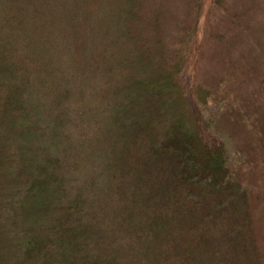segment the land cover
Returning <instances> with one entry per match:
<instances>
[{
    "label": "trees",
    "instance_id": "16d2710c",
    "mask_svg": "<svg viewBox=\"0 0 264 264\" xmlns=\"http://www.w3.org/2000/svg\"><path fill=\"white\" fill-rule=\"evenodd\" d=\"M134 1L120 18H98L87 32L75 23L84 11L73 6L68 31L79 28L84 37L80 63L65 77L47 69L44 48H31L43 43L30 35L40 32L37 20L58 17L55 0H0V264H264L254 214L264 210V187L243 186L224 143L202 132L199 104L206 99L200 90L192 98L184 83L182 42L139 48L159 18L151 15L152 0ZM113 4L104 6L115 11ZM87 42L103 48L95 69ZM78 82L93 84L91 95L102 92L91 124L106 126L107 168H115L108 179L118 172L125 190L123 205L98 222L91 207L84 213L78 201L63 204L58 181L62 160L73 155L60 108ZM45 84L58 103L49 113L40 108ZM225 109L235 110L229 103ZM261 148H250L257 162L241 172L264 163V142Z\"/></svg>",
    "mask_w": 264,
    "mask_h": 264
},
{
    "label": "rangeland",
    "instance_id": "374dc122",
    "mask_svg": "<svg viewBox=\"0 0 264 264\" xmlns=\"http://www.w3.org/2000/svg\"><path fill=\"white\" fill-rule=\"evenodd\" d=\"M128 1L55 0L53 11L58 17L51 19L46 15L45 19L37 20L35 24L41 26L37 29L40 32L30 35L43 43L33 42L31 48L40 51L44 48L42 61L46 63L47 69H55L56 74L62 73V76L68 77L70 71L74 67L77 69L80 63L77 48L83 41L81 37H84L79 28L68 31L72 28L69 22L76 13L70 16L73 6L84 11L77 12L79 16L75 23L84 22L87 32L93 23L98 25V18L105 20L114 14L120 18L122 14L119 12ZM105 3H114L111 7L116 10L106 9ZM151 6V15L157 13L159 18V28L155 33L151 31L148 43L143 47L138 44L139 48H156L158 41H162L166 48H181L179 45L182 42V48L186 49L184 74L187 78L184 83L190 88L192 98H197L200 90L206 99L204 104H199L202 132L208 139L214 137L224 143L230 162L233 163L232 169L240 176L243 186L254 184L255 187H264V163L258 164L252 174L245 172L247 166L244 165L247 161L257 162L250 148L254 145L260 149L264 142V111H260L264 109V0H201L200 5L191 0H152ZM112 23L120 24L116 20ZM35 27H32L33 30ZM191 29L194 32L189 39L187 37ZM136 30L140 35L137 28L133 29V33ZM135 41H130V49L138 48ZM92 45L87 42L85 47L90 48ZM90 49L95 58H91L93 65H89V70L97 68L95 60L100 61L99 53L103 51V48L95 45ZM80 84L77 83L66 99L67 106L62 105L60 108L62 116L67 117L61 124L62 132L69 139H64V145L73 146V155L62 160L58 181L63 204L75 206L78 201L84 213L91 207V215H95L98 222L100 218L107 219L109 210L123 205L125 197H121V194L125 190L118 172L111 177L112 180L108 179L109 173L115 168H107V160L111 158L108 153L111 137L106 126L103 123L100 129L91 124V114L97 113L95 109L100 106L97 95L101 96L102 92L98 90L99 94L91 95L93 84H81L79 88ZM77 87L80 90L78 93L75 90ZM48 88L46 84L42 88L45 92L44 96H40L44 100L40 108L49 113L58 103L48 93ZM54 94L66 96L58 91H54ZM227 103L235 110L225 109ZM250 135L253 139L257 135L259 139L251 141ZM241 167L244 172H241ZM259 211L261 213L256 210L254 213L255 231L263 238L258 245L264 248V210Z\"/></svg>",
    "mask_w": 264,
    "mask_h": 264
}]
</instances>
